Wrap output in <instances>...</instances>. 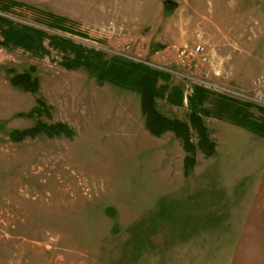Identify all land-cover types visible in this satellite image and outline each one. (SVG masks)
<instances>
[{
	"label": "rangeland",
	"instance_id": "obj_1",
	"mask_svg": "<svg viewBox=\"0 0 264 264\" xmlns=\"http://www.w3.org/2000/svg\"><path fill=\"white\" fill-rule=\"evenodd\" d=\"M12 1L20 5L0 10V39L6 23L36 28L79 45L97 68L66 69L60 63L73 54L47 37L43 56L0 44V264H264L254 227L264 171V0H250L252 19L242 21L235 14L249 0H198L207 19H189L184 0ZM48 15L65 18L66 31L48 26ZM199 44L198 64L183 68L176 54ZM122 62L151 69L149 87L164 93L153 98L156 111L187 123L188 166L181 138L146 128L137 89L106 80ZM29 66L36 93L9 83L7 69ZM172 87L180 104L168 100ZM37 98L47 111L24 116ZM188 98L200 101L204 130L192 128ZM36 119L72 134L10 139Z\"/></svg>",
	"mask_w": 264,
	"mask_h": 264
},
{
	"label": "trees",
	"instance_id": "obj_2",
	"mask_svg": "<svg viewBox=\"0 0 264 264\" xmlns=\"http://www.w3.org/2000/svg\"><path fill=\"white\" fill-rule=\"evenodd\" d=\"M19 5L20 3L12 0H0L1 11H8L12 7ZM48 19H50V23L48 26L60 30L66 29L63 25L65 18L48 15ZM0 20H2V17H0ZM5 28L6 29L1 33L2 39H0V44L5 48L21 47L25 51L30 52L33 56H43L47 52L46 48L43 46V39L47 37L49 38V46L57 49L64 56L68 51L73 54L71 58L65 59L60 63L66 69H73L78 66H83L86 69L92 67L97 68L96 65H90L93 57L85 54L83 49L79 45H75L69 39L49 36L39 29L23 25L14 26L12 23H6ZM112 66L114 67V65ZM150 70L151 69H149L145 65H142L141 63L125 64L124 62H122L118 69H112V71L105 74L107 78L106 80L111 83L130 89H137L140 95V108L142 113L144 114L146 128L153 135H160L165 131H172L177 137L181 138L183 141V149L187 154L184 158L185 165L188 166V164L191 162V158H189L188 154L193 151L191 137L189 138V127L184 121L167 118L156 111L153 98L156 95L163 96L164 93H159L157 92V90L149 87V83H147V81L149 74L151 73ZM34 71L35 70L33 66H29L22 72H14L12 69H7V73L10 75L9 83L11 84V86L17 87L25 92L36 93L39 84L37 78L34 76ZM101 71L99 75L100 77L98 78L100 80H104L105 74L102 75V73L104 72L102 71L101 73ZM157 76L164 79L165 81H168L169 79L168 74L157 73ZM176 88L173 89L175 90ZM176 91V94L173 92L169 93L168 100L172 103L180 104L182 102V94L178 88ZM201 93V89L197 88L194 96L199 100L200 96H202ZM188 102L190 105V110L194 111L195 113L191 116L190 119L192 128H194L195 130H204L205 128L200 122L197 115V113H199V109L196 108L197 104L200 101H198V103L196 104H193L192 99L188 98ZM46 111L47 106L45 105L44 101L40 98H37L36 104L30 109V111L26 112L24 116L29 117L34 115L35 117H39ZM38 134H45L48 137H56L60 135L69 136L72 134V131L64 123L55 122L47 124L41 120L36 119L30 127L12 130L9 134V137L13 141H21L26 137L33 138ZM199 136V139H203V141L205 140L206 142L205 133L199 134ZM206 154H211V151H207Z\"/></svg>",
	"mask_w": 264,
	"mask_h": 264
},
{
	"label": "crops",
	"instance_id": "obj_3",
	"mask_svg": "<svg viewBox=\"0 0 264 264\" xmlns=\"http://www.w3.org/2000/svg\"><path fill=\"white\" fill-rule=\"evenodd\" d=\"M190 1H193V0H184V2H186V5H190L191 8H186V10L188 9L189 10V19L190 18H195V19H207V17L205 16V14L202 12L201 10V3L200 1L196 0L194 3V6L196 5V10L193 6V3H191ZM246 3V1H243ZM244 12L243 14H235V18L236 20H251L252 19V9H251V1H247V6H245L243 8ZM246 11V12H245ZM239 13V12H238ZM261 16V14H260ZM210 18V17H209ZM258 18V17H257ZM213 19V18H212ZM214 20V19H213ZM220 20H223V19H220ZM215 21V20H214ZM216 23V28L217 30L221 31V30H227L228 29L230 30L231 28H221L217 22ZM241 22H240V25L241 26ZM233 29V28H232ZM229 124H227L224 128L227 130L229 128ZM233 129H228L229 131L232 130L233 132H239L240 134H242L241 131H243V128L242 127H239L238 126H234L232 127ZM264 144V143H262ZM264 148V145L262 146ZM251 155H254L252 154L250 151H248L247 149V154H246V157L250 158ZM261 176L259 177V184H258V187H257V194H256V203H255V210H257V213H259L260 215V218L257 219L258 221L256 222V224L254 223V227L255 229H257V234L259 235L260 239L263 241L264 243V171L261 172L260 174Z\"/></svg>",
	"mask_w": 264,
	"mask_h": 264
},
{
	"label": "built area",
	"instance_id": "obj_4",
	"mask_svg": "<svg viewBox=\"0 0 264 264\" xmlns=\"http://www.w3.org/2000/svg\"><path fill=\"white\" fill-rule=\"evenodd\" d=\"M206 51L203 45H197L192 51L185 52L180 50L176 54L177 61L185 69H193L198 64L200 53ZM204 57V54H203Z\"/></svg>",
	"mask_w": 264,
	"mask_h": 264
}]
</instances>
